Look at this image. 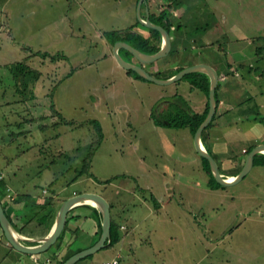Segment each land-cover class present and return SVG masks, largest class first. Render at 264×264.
Listing matches in <instances>:
<instances>
[{
  "label": "rangeland",
  "instance_id": "rangeland-1",
  "mask_svg": "<svg viewBox=\"0 0 264 264\" xmlns=\"http://www.w3.org/2000/svg\"><path fill=\"white\" fill-rule=\"evenodd\" d=\"M149 2L156 10L159 0ZM35 5L37 9L39 5L46 9L47 20L52 22L53 42L57 33L66 35L68 45L65 52L58 50L55 54L53 47L50 61L58 63L59 70L50 66L52 71L48 73L52 76L46 74L42 78L46 90L47 86L52 88L53 99H43L38 93L40 101L31 109L34 117L31 116L30 123L6 125L15 134L3 150L19 154L20 162L28 161L32 172L27 174L29 181L34 179L43 185L53 180L52 191L63 187L68 192L91 188L103 195L114 191L116 199H124L125 213L132 216V220L127 217L128 232L136 221L138 227L128 246L133 251L125 250L120 264H264V166H253L236 184L209 188L210 177L198 169L202 161L189 128H168L153 122L154 117L168 111L170 102L165 108L160 102L154 103L157 94H149L144 81L141 88L124 82L123 74L127 72L114 67L109 47L102 36H97L102 31H122L135 25L133 0H35ZM197 7H202L200 0H178L173 5L175 11L183 14L178 19L179 40L196 37L197 27L213 24L205 12L197 16ZM35 25L39 27V19ZM262 31L260 40L264 41V27ZM256 47H252L250 55ZM189 54L193 58L201 55L195 49L189 50ZM189 54H180V61ZM255 54L252 61L256 60ZM202 55L219 57L213 47ZM174 58L168 53L144 65L154 70ZM210 60L206 61L218 67L219 61ZM10 74L5 75L4 86L14 84L15 77ZM179 83L184 90H176L181 92L186 111L196 113L195 110L205 109L206 93L192 88L189 80ZM253 83L251 92L240 88L226 98L242 115H230L227 122L237 124L212 132L211 140L218 137L227 157L222 169L226 164H234L232 155L242 156V148L250 149L264 142H254L251 135L264 127V89ZM177 84L164 88L171 91ZM249 93L253 99H248ZM219 94L217 91V99ZM21 109L14 107V114ZM92 122L100 126L102 138ZM89 153V167L82 168ZM34 163L39 165L35 171ZM81 170L86 174L73 180ZM148 187L154 191H147ZM36 192L40 193V188ZM150 194L155 196L159 209L148 200ZM141 196L147 200L143 202ZM113 257V246L95 252L96 264H105Z\"/></svg>",
  "mask_w": 264,
  "mask_h": 264
},
{
  "label": "crops",
  "instance_id": "crops-1",
  "mask_svg": "<svg viewBox=\"0 0 264 264\" xmlns=\"http://www.w3.org/2000/svg\"><path fill=\"white\" fill-rule=\"evenodd\" d=\"M200 1L202 2L203 12L209 13L210 16L213 14V24L199 37V39L202 38L203 46H198L196 42L189 48L190 50L195 49L201 55L193 58L189 54L186 61L192 63V65L196 63L208 64L217 72L219 84L217 91L221 97L218 98V103H216V116L213 125L204 133L203 141L208 150H212L210 153L216 157L220 173L224 177H232L237 174L238 168H242L247 149H241V157L232 155L234 164L230 166L226 164V167L224 166L225 169H222L223 165L227 163V157L220 143H218V137L216 136L217 139L211 140V135L213 131H216L220 127L230 128L232 125L237 124L235 121L227 122L228 116L232 115L235 118L242 116L238 112V108L226 100L229 95L233 96L236 90L240 88L251 92L252 82H255L253 84L258 85L261 90L264 89V79H261L264 74V41L260 40L262 36L260 34H263L262 28L264 27V0ZM133 2L136 6L137 0H133ZM151 6V3L147 2L149 17L150 13L156 12ZM38 7L40 8L37 9L35 0H0V172L4 175L3 179L0 180L2 206L7 218L24 237L25 240L22 243L26 246H33L37 244L34 242L35 240L46 237L52 230L57 211L62 202L83 192L99 194L107 200L110 207L111 221L114 222L118 231L126 232L122 235L119 233L120 239L113 246L115 247V257L106 261L107 263L117 259L118 264H120L123 252L127 251V249L132 250V246L130 248L128 246L133 243V231L138 227L136 221L133 227H129L128 232L127 217H130L132 220V216L129 213H125L127 203L124 202V199H116L114 191H108L106 195H103L102 192L91 188L73 189L71 192H68V189L63 187L61 190L52 191L50 186L53 180L49 181V183H43V185H40L34 179L29 181L30 179L27 174H32V172L28 166V161L20 162L19 154L3 150L5 145L12 141L11 139H13L15 134V132L9 131L6 125L13 126L23 121L27 124L30 123L31 116L34 117L31 109L40 101L38 93H40L43 99H46L48 96L51 100L53 99L52 88L47 86L46 90V82L42 78L46 74L47 76H52V73H48V71H52V69H49L50 66H54V69L59 70L58 63L50 61L49 54H53V47L55 48V54L58 50L65 52L68 45L66 35L62 36V34L56 33L54 37L56 41L53 42L52 22L47 20L46 9H42V5ZM145 7L142 4L140 10L142 18H145ZM171 13L173 17H179L180 15L173 7ZM37 15L38 18H36ZM38 19L40 20V25L36 28L35 24ZM134 30L143 35L149 34L147 27L141 24L136 25ZM97 36L104 38L106 46L109 47L107 49L111 52L110 55H112V46L109 45L110 43L107 41L104 31H102V34L98 33ZM212 47L218 52V58H209L208 55H202L204 50ZM252 47L256 48H254V51L250 55L249 52L252 50ZM178 48L180 49L181 46ZM254 54L256 60L252 61L250 58ZM109 57H112L116 64L114 67H120L113 55ZM205 57L208 60H214V62L219 61L218 67L206 61ZM222 57L226 58L227 61H223ZM180 59V56H178V59L174 62H178ZM130 61L136 62L134 58ZM20 62L37 71L39 73L38 78L34 82L31 81L32 83L30 81L21 83L15 80L14 84L4 86L5 75H8V72H10L9 66ZM233 65L234 67H232ZM143 67L149 73H154L161 66L154 68V70L148 69L145 65ZM124 71L127 72V70ZM123 75L124 82L139 88L142 87L143 80L137 79L128 73H124ZM235 79H241L242 81L237 83ZM144 82L146 83V90L150 91L149 94L152 91L157 94V97L153 99L154 103L160 102L163 108L172 101L173 95L177 94L181 96V92L177 91L176 88L184 90L183 85L179 81L173 90L167 92L164 88L165 86L158 85L156 87L151 86L150 82ZM248 99H253V96L250 95ZM16 106L22 107L20 110L21 114L20 112L16 115L14 114L13 109ZM203 110L202 108L195 111L196 113H201ZM48 115H50V111ZM261 131H264V127L260 128L258 133H251L254 142L264 140V133L261 135ZM262 143L264 142H259L257 145ZM238 162L240 163L237 166ZM34 164L33 169L35 171L39 169V165ZM139 164L146 166L142 162ZM199 167L198 169L204 172L202 162ZM6 187H9L12 191L11 199L6 196ZM37 187L40 188V193L36 192ZM148 189L154 191L153 187H148L146 190L148 191ZM140 199L145 202L142 196ZM140 199L139 201H141ZM101 221V213L95 206L90 204L76 205L68 211L64 228L58 239L45 252L38 254L21 252L11 246L4 237L5 240L0 241V264H48L46 263L47 260H49L50 264H57L63 258L68 259L75 253L93 246L101 234ZM0 233L3 234L1 228ZM141 240L143 241V237H141ZM132 251L131 253L133 254ZM153 261L155 260L153 259ZM74 264H96L95 253L79 259Z\"/></svg>",
  "mask_w": 264,
  "mask_h": 264
},
{
  "label": "water",
  "instance_id": "water-1",
  "mask_svg": "<svg viewBox=\"0 0 264 264\" xmlns=\"http://www.w3.org/2000/svg\"><path fill=\"white\" fill-rule=\"evenodd\" d=\"M142 4L146 6L145 7L146 9L145 18H142L140 14ZM136 16H137L138 22L141 25L147 28L155 29L160 33L161 35L160 49L156 53L146 54V53L139 51L138 49H136L135 47L131 46L130 44L126 42L117 41L112 46V55L116 63L121 68L125 70H133L142 78L150 82H154L156 84L162 85V86L173 84L179 81L182 77H184L188 73L200 72V73L207 75V77L209 78L208 111H207V114L204 120L200 123V125L197 127L196 131L193 134L194 146H195V149L198 155H200V157L207 159L212 176L217 183H219L222 186H230V185L236 184L253 167L254 156L259 153L264 154V143L254 146L249 151V153L245 157V161H244V164L241 170L235 176L224 177L219 171L217 162L211 156V154L206 150V148L204 147L201 141L202 131L211 122L212 117L215 113V109H216L215 91L218 85V75H217L216 70L208 64L196 63L193 65L184 67L179 72H177L176 74H174L173 76L167 79H160V78H156L153 75H151L143 67V65L153 63L163 57H166L171 49V38L165 28H163L160 25L154 24L150 21L146 0H137ZM120 49H125L129 53H131L136 62L125 60L119 53ZM79 204H90V205L95 206L100 211L101 216H102L101 234H100L98 241L93 246L83 251L75 253L74 255L70 256L68 259H66L62 263V264H74L79 259L97 252L98 250L104 248L109 243L110 224H111L110 207H109L107 200L99 194L83 192V193L74 195L66 199L64 202H62V204L60 205L57 211L55 223H54L52 230L46 237L35 240L34 242L37 243L36 245L26 246L22 243V241H24L25 239L17 231V229L13 226L10 220L7 218L4 212L3 206H2L1 199H0V228L3 232L5 239L16 250H19L25 253H30V254L42 253V252H45L47 249H49L50 246H52L58 239L59 235L61 234L64 228L68 211L72 207L79 205Z\"/></svg>",
  "mask_w": 264,
  "mask_h": 264
},
{
  "label": "trees",
  "instance_id": "trees-1",
  "mask_svg": "<svg viewBox=\"0 0 264 264\" xmlns=\"http://www.w3.org/2000/svg\"><path fill=\"white\" fill-rule=\"evenodd\" d=\"M149 2L150 0H146ZM167 2H161L158 3L156 6V12L150 13V21L154 24L160 25L163 28L166 29V31L169 33V36L171 38V49L169 54L174 55V61L178 59V56L180 54H183V56L189 54V48L191 45L194 43H198V46L202 47L203 42L202 38L199 39V37L208 30L210 27L209 23L207 25H201L196 28V37L194 36L192 41L191 37H187L185 39L179 40L178 38V31L181 29L180 25L178 24V19L183 15H179V17H173L171 13V9L173 5L178 4V0H165ZM169 1V2H168ZM197 16L203 13L202 7H197ZM208 16L210 17L212 21L213 14L207 13ZM213 22V21H212ZM140 23L138 20L136 21L135 25L129 26L127 29H124L122 31H109L105 32L104 35L108 42L110 43L111 46L117 41H123L131 46L135 47L139 51L146 53V54H153L156 53L160 49L161 45V35L160 33L151 28H147L149 34L148 35H143L137 31L134 30V27L136 25H139ZM178 43H180L181 48L179 49ZM120 55L125 59L130 61L133 56L131 53H129L125 49H120L119 50ZM183 56H180L182 58ZM169 62L168 64L166 63L165 65H162L156 72L150 73L156 78L160 79H167L177 72H179L181 69L184 67L192 65V63L187 62L186 59L183 61H178V62ZM10 72L12 73L13 77H15V80L21 82V83H27V81H33L36 80L39 76V73L29 67H27L23 63H17L13 64L12 66L9 67ZM128 74L133 75L135 78L150 82L141 76H139L136 72L133 70H127ZM26 79V80H25ZM189 80L191 87L192 88H198L206 93L207 96V102L205 109L202 113H195L192 110L189 112L186 111L185 108V101L180 95H173L172 96V101L169 103L170 108H168L167 112H164L162 115H158L159 117H154L153 122L155 124L168 127V128H189L190 133L193 135L194 132L196 131L197 127L200 125V123L204 120L207 111H208V90H209V78L207 75L200 73V72H193V73H188L184 77H182L180 80ZM179 80V81H180ZM178 82V81H177ZM175 82V83H177ZM32 83V82H31ZM219 89V84L216 87L215 91V99L216 103H218L217 99V90ZM216 116V111L212 117L211 122L208 124V126L202 131V136H201V141L206 148V150L210 153L208 148L205 146L203 138H204V133L211 128L213 125V121ZM159 119V120H158ZM91 122V121H90ZM95 125V128L97 132L99 133V136L102 138V133H101V128L100 126H96V123L92 122ZM254 147V146H253ZM251 147L250 149L246 150V155L249 153V151L253 148ZM90 154L87 156L86 161H82L83 165L82 168L89 167V162H90ZM211 154V153H210ZM211 156L215 159L216 157L211 154ZM202 161V167L205 171V173L210 177L211 184L209 185L210 188H224L225 186L220 185L215 181V179L212 176V173L210 171L209 163L207 159L201 157L200 158ZM245 161V158H244ZM244 164V163H243ZM253 166H264V154H256L253 159ZM241 167L237 169L236 173L240 171ZM87 171L81 170L80 172H76V174L73 177V180H75L77 177L81 176L82 174H86ZM236 175V174H235ZM143 191V190H142ZM144 200H147L146 197L142 196ZM150 198V199H149ZM148 200H151L153 202V206L155 209L159 207V204L157 203L156 199L152 194H150V197ZM120 239L118 229L116 225L114 224L113 221H111L110 224V238H109V243L108 247L114 246ZM66 258H63L62 260L58 261L57 264H62Z\"/></svg>",
  "mask_w": 264,
  "mask_h": 264
},
{
  "label": "built area",
  "instance_id": "built-area-1",
  "mask_svg": "<svg viewBox=\"0 0 264 264\" xmlns=\"http://www.w3.org/2000/svg\"><path fill=\"white\" fill-rule=\"evenodd\" d=\"M3 176H4V175L2 174V172H0V180L3 179ZM6 196H7L9 199L12 198V191H11V189H10L9 187H6ZM4 240H5V239H4L3 234L0 233V241H4ZM46 263L50 264L49 260H47ZM106 264H118V260H117V259H114V260H112V261H110V262H107Z\"/></svg>",
  "mask_w": 264,
  "mask_h": 264
}]
</instances>
